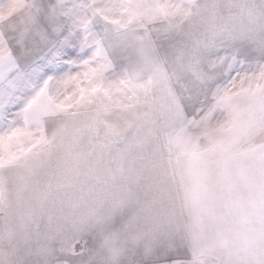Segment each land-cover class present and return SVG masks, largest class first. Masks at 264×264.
Returning <instances> with one entry per match:
<instances>
[{
  "label": "snow or ice",
  "instance_id": "snow-or-ice-1",
  "mask_svg": "<svg viewBox=\"0 0 264 264\" xmlns=\"http://www.w3.org/2000/svg\"><path fill=\"white\" fill-rule=\"evenodd\" d=\"M157 111L204 135L182 141L167 227L113 264H264V248L244 257L240 193L250 185L264 224V157L249 177L237 151L264 132V0H0V211L6 173H30L69 140L111 148L124 121ZM92 251L68 234L40 255L94 264Z\"/></svg>",
  "mask_w": 264,
  "mask_h": 264
},
{
  "label": "crops",
  "instance_id": "crops-1",
  "mask_svg": "<svg viewBox=\"0 0 264 264\" xmlns=\"http://www.w3.org/2000/svg\"><path fill=\"white\" fill-rule=\"evenodd\" d=\"M151 118L155 120V113ZM140 125L141 120L135 118L122 124L131 130L128 132L133 138L136 133L139 136ZM120 130L113 144L116 147L103 150L100 156L87 148L86 137L79 144L69 140L58 145L48 156L51 160L46 163L43 159L44 164L32 169L39 174L38 190L28 186L24 171L5 174L7 204L52 206L47 210L52 213L8 216L7 223L0 220V264H44L41 248H56L68 234L93 240L94 264H113L116 252L145 242L139 237H146L156 228L167 227L178 186L174 178L176 164L165 160L155 163L156 154L146 153L145 149L143 155L141 149L126 153L121 148L124 137ZM156 156L161 158L163 154ZM97 157L111 160L99 161ZM141 158L148 160L140 163ZM45 170H51L52 175H45ZM69 174L78 175V179L70 182L66 179Z\"/></svg>",
  "mask_w": 264,
  "mask_h": 264
},
{
  "label": "rangeland",
  "instance_id": "rangeland-1",
  "mask_svg": "<svg viewBox=\"0 0 264 264\" xmlns=\"http://www.w3.org/2000/svg\"><path fill=\"white\" fill-rule=\"evenodd\" d=\"M141 125L139 130V136L137 133L134 138L131 137L128 131L129 130L125 126L120 127L121 136L124 137V142L121 148H124V151L132 150V149H141V154L143 155V150L145 149L146 153L149 154H163V156L158 157L155 155V163H164L168 162L169 164H177L178 161L183 159V151H182V141L187 138L193 136H203L201 133H191L186 131H181L179 129H174L168 121L164 118V116L157 111L155 113V120L150 119H140ZM123 128V129H122ZM126 128V129H125ZM82 142H80L81 144ZM121 143V144H122ZM203 143V141H201ZM79 144V141H78ZM113 147H116L113 145ZM119 147V146H118ZM80 148V146H79ZM88 149H92L87 147ZM111 148L103 149L110 150ZM94 153L99 154L98 156L104 154L102 153V149H92ZM237 151L240 152L244 157V168L246 169L249 177L256 174L259 166V162L262 157H264V132H255L249 135H246L242 138L240 144L237 146ZM127 153V152H126ZM47 161L51 160V157H47ZM44 159V160H45ZM96 158H94L95 160ZM111 160L108 157H97V160ZM114 159V158H113ZM112 159V160H113ZM162 159V162H161ZM44 160L40 163L44 164ZM143 160H148V158H141V162ZM44 161V162H43ZM98 161V162H99ZM39 163V164H40ZM47 169V168H46ZM41 171V170H39ZM45 175H52L51 170L46 172ZM7 175V173H6ZM28 186H32L34 190H38L37 185L39 178V174H36L34 171L29 173L25 172ZM47 175V176H49ZM32 177H36L34 180ZM5 191V190H4ZM251 191L250 185L240 181V193L242 200V212L248 221L249 228V242L247 251L244 253V257L248 261H252L255 259L256 255L259 251L264 248V238L261 236V232L264 231V224L261 223L260 215V205L258 200H253L250 198L249 193ZM30 200H35L30 198ZM52 206H43L38 204H24V205H12L6 203V209L4 211H0V216L5 215V211L8 216H41L42 214L51 213L47 210H50Z\"/></svg>",
  "mask_w": 264,
  "mask_h": 264
}]
</instances>
